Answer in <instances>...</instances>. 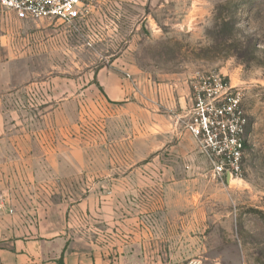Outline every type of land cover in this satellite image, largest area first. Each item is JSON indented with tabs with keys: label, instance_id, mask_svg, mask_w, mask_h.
Masks as SVG:
<instances>
[{
	"label": "rangeland",
	"instance_id": "1",
	"mask_svg": "<svg viewBox=\"0 0 264 264\" xmlns=\"http://www.w3.org/2000/svg\"><path fill=\"white\" fill-rule=\"evenodd\" d=\"M209 75L225 77L244 96L247 147L241 177L232 181L212 176L196 144L193 155L171 149L193 140L185 129L191 107L179 106V117L163 123L140 116L141 106L153 113L157 85L175 78L191 91L195 79ZM109 77L133 85L138 95L130 102L138 107L126 113L123 104L110 106L100 82ZM62 103L68 110L54 120L69 121L70 134L85 147L88 171L63 181L55 195L44 193L45 182L36 177H0V190L13 186L9 197L24 201L15 209L21 215L38 212L28 202L39 197L76 204L99 181L117 191L118 201V224H104L101 237L91 240L105 249L107 262L264 264V0H93L73 26L22 22L0 9L7 133H37L45 109ZM147 122L164 128L161 157L126 158L124 137L138 135ZM136 166L149 170L134 179L135 188H113L123 170Z\"/></svg>",
	"mask_w": 264,
	"mask_h": 264
},
{
	"label": "crops",
	"instance_id": "2",
	"mask_svg": "<svg viewBox=\"0 0 264 264\" xmlns=\"http://www.w3.org/2000/svg\"><path fill=\"white\" fill-rule=\"evenodd\" d=\"M100 82L111 102L110 106L118 107V104H123L120 107L126 113L138 107L130 102L138 94L129 82L118 77H109ZM180 87L175 78L169 84L157 85L155 105L149 106L153 113L148 107L141 106L140 116H149L163 123L166 117L177 115L175 110L179 106L190 108V88ZM144 98L148 100L149 97ZM67 110L68 105L63 103L46 108L42 128L37 133L22 137L7 133L5 109L0 106V177H36L38 182H45L41 188L44 193L49 194L57 191V188L62 190L63 181L70 177L85 176L89 167L85 147L79 136L70 134V123L67 119L62 117L54 120L59 112ZM166 110L168 116L165 115ZM154 126L150 127L147 122L140 126L138 135L131 136L127 133L122 141L126 145V158L138 162L150 158L155 162L159 160L160 151L165 147L164 138L161 137L164 128L158 124ZM171 149L184 155H193L196 151L195 143L191 139L181 140ZM7 160L9 163L5 162ZM146 168L149 170L148 166L123 170L121 178L118 183H114L113 188L119 191L135 188L134 179L146 173ZM94 175L97 176L95 173ZM87 176L90 177V174ZM57 182L61 185H56ZM105 186L99 181L93 182L89 185V194L76 204H69L66 200L55 202L41 197L33 199L28 205L40 210L30 212L31 216L21 215L15 210L24 201L18 200L14 194L9 197V192L14 191L13 186L7 193L0 190V204H4V210L0 211V264H111L105 259V249L91 242L93 238L101 237L104 224L113 225L117 221V191L113 190L111 193ZM10 209L12 213H9ZM100 225L102 227L98 228ZM141 235L148 236L145 232ZM130 239L133 240L132 237ZM146 246L147 244L141 248L147 250ZM132 247V242H128L125 250L131 252Z\"/></svg>",
	"mask_w": 264,
	"mask_h": 264
},
{
	"label": "built area",
	"instance_id": "3",
	"mask_svg": "<svg viewBox=\"0 0 264 264\" xmlns=\"http://www.w3.org/2000/svg\"><path fill=\"white\" fill-rule=\"evenodd\" d=\"M92 1L0 0V9L22 22L48 20L73 26L84 19ZM243 98L242 90L220 75L199 77L192 83V106L185 117V129L208 162L212 176L221 181H232L242 174L248 124ZM2 210L4 204H0Z\"/></svg>",
	"mask_w": 264,
	"mask_h": 264
}]
</instances>
